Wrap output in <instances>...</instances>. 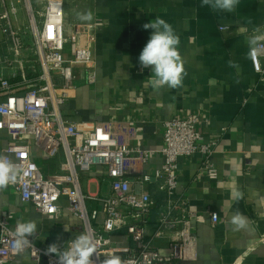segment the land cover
<instances>
[{
  "label": "crops",
  "instance_id": "obj_1",
  "mask_svg": "<svg viewBox=\"0 0 264 264\" xmlns=\"http://www.w3.org/2000/svg\"><path fill=\"white\" fill-rule=\"evenodd\" d=\"M66 30L74 23H93L96 40L92 45L95 81L77 67L78 88L65 107L69 120L75 122L134 121L138 127L135 144L148 148L163 142V122L174 116L197 115L199 130L206 139L217 143L212 162L218 177L199 175L200 154L180 159L179 196L186 208L197 212L193 231L197 235L196 257L172 264H264V71L257 72L247 57V36L259 27L264 32V0H240L233 12L214 11L201 6V0H63ZM92 12V21H81L78 13ZM156 17L170 23L180 37L178 46L187 76L183 86L154 89L150 68H141L138 57L151 30L142 25ZM70 50V46H67ZM7 53L0 43L1 55ZM23 60L28 79L37 75L36 55L30 36L25 38ZM229 61L236 67H230ZM264 69V58L262 59ZM14 68L2 67L0 76L22 85ZM93 83V84H88ZM10 135L0 127V155L9 144ZM36 160L45 173L60 170L64 155L44 158L34 148ZM164 159L156 155L148 172L161 167ZM95 169L83 175L84 190L108 194L110 180ZM144 190L158 194L159 205L165 195L158 183L151 181ZM235 193H241L237 199ZM183 194V195H181ZM239 211L246 218L245 227L232 222ZM219 215L213 225L211 213ZM0 215L10 226L34 220L37 230L32 238L44 247L53 242L67 247L83 233L81 221L71 215L45 216L20 193L7 186L0 190ZM156 212L153 214L155 220ZM154 223V222H153ZM151 231V229H150ZM163 254L170 247L160 242ZM24 252L8 264H33Z\"/></svg>",
  "mask_w": 264,
  "mask_h": 264
},
{
  "label": "built area",
  "instance_id": "obj_2",
  "mask_svg": "<svg viewBox=\"0 0 264 264\" xmlns=\"http://www.w3.org/2000/svg\"><path fill=\"white\" fill-rule=\"evenodd\" d=\"M97 27L74 23L67 31L63 0H0V43L7 47L0 64L14 68L13 77L21 78L16 83H23L15 86L10 78L0 76V127L10 135L1 155L21 168L17 181L8 186L45 216L71 215L81 221L83 232L96 240L94 264H103L112 255L134 264L194 259L198 240L193 221L198 214L186 208L187 200L179 196L180 159L200 154L199 175L216 179L218 169L212 156L217 143L203 136L201 118L193 114L165 120L162 144L148 148L135 144L138 127L134 121L69 120L64 107L78 88L77 67L81 73L87 72L89 82L95 81L92 45ZM27 36L32 38L36 55L34 79H28L23 60ZM263 58L252 61L260 73ZM34 148L44 158L62 153L60 170L45 173ZM156 155L164 161L149 173L148 165ZM95 169L110 180L108 194L84 190L83 175ZM153 180L165 195L164 205L157 206L158 194L144 190ZM211 219L213 225L218 224V213L212 212ZM15 226L0 215V264L22 254L14 247ZM29 239L31 245L25 252L30 253L33 264H56L54 256L45 255V248ZM160 242L169 245V255L161 252Z\"/></svg>",
  "mask_w": 264,
  "mask_h": 264
},
{
  "label": "clouds",
  "instance_id": "obj_3",
  "mask_svg": "<svg viewBox=\"0 0 264 264\" xmlns=\"http://www.w3.org/2000/svg\"><path fill=\"white\" fill-rule=\"evenodd\" d=\"M240 0H201V6H207L214 11L233 12ZM81 21H92V12L78 13ZM144 30H151L149 39L139 54L138 60L141 68H150V85L154 89L168 87L175 89L183 86L187 72L179 52L180 37L172 25L165 19L156 17L154 20L142 25ZM247 57L254 63L260 57H264V32L259 27L252 30L247 36ZM230 67H236L234 62L229 61ZM21 172L19 165L9 158L0 155V190L17 181ZM237 199L241 193H235ZM232 222L238 228L245 227L246 218L237 210L233 213ZM37 230L34 220L18 222L13 230L14 247L17 253L25 252L31 245L30 237ZM96 240L88 232H83L68 242L63 247L56 242L47 246L44 254L54 256L56 264H94L93 256L96 253ZM103 264H134L131 260H123L118 255L106 258Z\"/></svg>",
  "mask_w": 264,
  "mask_h": 264
},
{
  "label": "rangeland",
  "instance_id": "obj_4",
  "mask_svg": "<svg viewBox=\"0 0 264 264\" xmlns=\"http://www.w3.org/2000/svg\"><path fill=\"white\" fill-rule=\"evenodd\" d=\"M20 7H21V5H20ZM21 15H22V17H26L25 12H24L23 9H21Z\"/></svg>",
  "mask_w": 264,
  "mask_h": 264
}]
</instances>
